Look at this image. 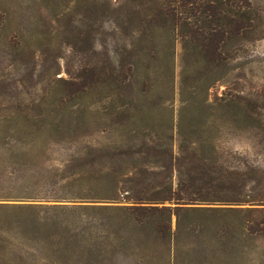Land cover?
Instances as JSON below:
<instances>
[{"label": "rangeland", "instance_id": "1", "mask_svg": "<svg viewBox=\"0 0 264 264\" xmlns=\"http://www.w3.org/2000/svg\"><path fill=\"white\" fill-rule=\"evenodd\" d=\"M140 1L0 0V264H264V234L241 229L245 213L182 217V224L195 231L173 236L167 255L152 237L144 241L138 233L113 232L118 222L112 210L72 209L127 202L58 198L68 196L76 151L109 140L73 129L117 125L127 105L135 124L141 119L162 132L171 126L174 143L182 123H227L229 115L219 108L230 98L229 110L248 104L261 111L260 118L245 124L264 126V0H249L252 29L230 44L224 68H211L203 92L198 68L190 65L180 38L152 32L149 23L157 11L151 2ZM152 44L157 59L143 54ZM222 72L224 78H218ZM57 127L72 130L59 133ZM256 138L251 131L228 132L218 142L249 150ZM75 214L97 227L106 223L84 239L94 244L91 249L48 246L47 235L54 233V242L57 234L52 228L45 235L42 223L72 220ZM175 225L173 215L172 230ZM198 227L230 230L200 233ZM140 243L158 246L141 248Z\"/></svg>", "mask_w": 264, "mask_h": 264}, {"label": "trees", "instance_id": "2", "mask_svg": "<svg viewBox=\"0 0 264 264\" xmlns=\"http://www.w3.org/2000/svg\"><path fill=\"white\" fill-rule=\"evenodd\" d=\"M147 1L151 2V10L157 11L153 14L157 18L149 23L152 32H168L173 38H180L183 53L189 58L190 65L198 68V84L202 92L205 91L211 68L225 67L229 60L230 44L243 39L253 25V8L249 0ZM154 48L155 45H150L143 54L150 59H157L158 50ZM224 76L222 72L218 78ZM203 99L197 106H201ZM233 101L230 98L228 102L221 103L219 108L221 115H229L227 123H182L176 131L179 135L176 143L172 141L171 126L162 132L154 126L142 124L141 119V123L132 122L129 105L125 108L124 121L117 125L103 123L73 129L76 134L101 135L109 140L76 151L77 171L68 175L73 176L67 182L68 196L58 198L127 202L125 205L103 207L79 205L72 209L84 212L112 210L118 222L113 232L138 233L145 238L144 241L152 237L155 242L159 240V246L166 249L167 255L173 236L184 229L195 231V227L181 222L182 217L195 213H245L247 224L242 225L241 229L264 234V126L245 124L250 119L260 118L262 113L248 104H236L229 110ZM55 130L71 133L72 129L57 127ZM248 131L257 136L248 144L249 150H231L218 142L221 134ZM162 133H166L164 138L160 137ZM68 176L63 179L66 180ZM173 215L176 223L174 230L171 229ZM99 224L98 227L105 228L103 225L106 223ZM42 226L45 235L52 228L57 234L54 242L51 238L56 235H47L48 246L53 249L65 250L70 247L76 250L94 245L84 239L97 226L91 221H82L79 214H75L72 220L56 218L51 223H42ZM198 228L200 233L230 230L226 227ZM103 231L108 232L107 229ZM63 238L66 239L64 242L61 240ZM157 246L152 243L138 245L153 249Z\"/></svg>", "mask_w": 264, "mask_h": 264}]
</instances>
